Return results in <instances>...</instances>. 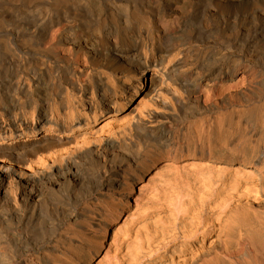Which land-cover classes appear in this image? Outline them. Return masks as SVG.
<instances>
[{
  "label": "bare ground",
  "instance_id": "6f19581e",
  "mask_svg": "<svg viewBox=\"0 0 264 264\" xmlns=\"http://www.w3.org/2000/svg\"><path fill=\"white\" fill-rule=\"evenodd\" d=\"M114 223L121 264H264V0H0V264Z\"/></svg>",
  "mask_w": 264,
  "mask_h": 264
},
{
  "label": "rangeland",
  "instance_id": "374dc122",
  "mask_svg": "<svg viewBox=\"0 0 264 264\" xmlns=\"http://www.w3.org/2000/svg\"><path fill=\"white\" fill-rule=\"evenodd\" d=\"M237 8L242 9L243 7L238 3V4H236L235 9H233V10L234 11L238 10ZM24 9H26V8H24ZM16 19H21V18H16ZM14 20H15V18H14ZM194 44L196 45V42ZM219 49L223 52L225 50V47L224 48L219 47ZM243 76H244L243 71H239L235 74L233 79L224 80L223 82H220V85H218V88L223 92L235 90V89L242 86ZM201 92H202L204 99L206 96L210 95L209 89L205 86L201 87ZM242 104H244V105H242ZM242 104L239 105L238 107L240 109L242 108L241 110L244 109L243 111L245 112L246 115H250L251 114L250 113V107L248 105H246L245 103H242ZM179 142H181V141H179ZM189 147L192 149L193 145L190 144ZM164 162H165V159L163 157H161L160 162H159V166L157 168H154L143 179V181L141 183H139L138 187H141L143 185L142 190H141V192L140 191L137 192V194L135 195L136 198L134 200H132V206L128 212V218L126 215L124 218L121 219V221L119 223L122 224L125 221V219L127 218L130 225L134 226L135 228H138L139 226L142 227V225L144 224V218L139 217L138 212L142 206V202H143V198H144L143 196H145V194H148L151 191H153L152 188L159 185L161 180L159 181L158 179H161L162 174L164 173L163 170H161V166L165 164ZM180 165H181L180 163L176 164V166H180ZM116 224L114 223L106 233L105 232L99 233L98 231H94V232L90 233L91 237H93L94 239H100V240L102 239L105 243L100 256L94 261L93 264H97L98 259L103 257L106 252L108 253L107 257H108V260H110V262H112L113 264H121L122 258L125 255V250H124V245H123V240H122V238L125 236V234H124V232H122L120 234H117V236H116V234L114 233L115 228H116ZM30 253H33V252H30ZM24 259L25 258L22 257L20 260L24 261ZM27 264H31V263H29L27 261Z\"/></svg>",
  "mask_w": 264,
  "mask_h": 264
}]
</instances>
